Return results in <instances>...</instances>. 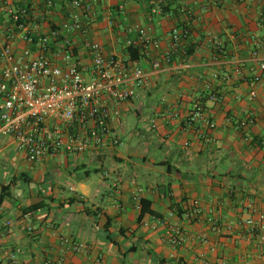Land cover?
Masks as SVG:
<instances>
[{
	"label": "crops",
	"instance_id": "obj_1",
	"mask_svg": "<svg viewBox=\"0 0 264 264\" xmlns=\"http://www.w3.org/2000/svg\"><path fill=\"white\" fill-rule=\"evenodd\" d=\"M66 1L2 0L0 44L20 56L25 42L9 39L14 16L27 13L25 33L49 35L67 20ZM88 13L86 34L74 37L83 68L92 65L87 39L129 61L128 41L146 50L143 28L153 42L131 61L145 84L123 105V144L99 154L31 163L0 120V198L15 182L0 200V264L12 255L17 264H264L260 233L243 224L264 214V0H98ZM50 169L56 182H47ZM143 200L157 216L140 222Z\"/></svg>",
	"mask_w": 264,
	"mask_h": 264
},
{
	"label": "built area",
	"instance_id": "obj_2",
	"mask_svg": "<svg viewBox=\"0 0 264 264\" xmlns=\"http://www.w3.org/2000/svg\"><path fill=\"white\" fill-rule=\"evenodd\" d=\"M97 2L67 0V20L49 35L25 33V26L20 25V33L13 30L9 35L10 40L20 38L25 42L20 56L11 45L0 44L2 133L15 139L19 151L31 163L60 155L99 154L123 144L117 134L123 105L138 98V90L145 84V73L137 62L109 57L99 42L89 39L85 48L91 55L92 65L83 68L74 37L77 33L86 34L91 19L88 11ZM47 6L53 7L54 0H47ZM19 18L14 16L16 22ZM138 32L145 54L153 39L143 28ZM173 37L176 43L180 40L177 30ZM132 45L128 41V47ZM172 56L167 54V62ZM160 66L159 61L153 62L154 68ZM261 68L264 70V64ZM211 98L216 100L217 95ZM196 116L202 114L199 112ZM152 126L157 127L155 121ZM210 126L214 128L215 124ZM193 204L200 209L199 201ZM255 212L258 218H250L243 224L251 232L260 233L259 241L263 243L264 214ZM170 238L173 245L179 246L185 237L180 228L174 227ZM63 243L76 253L88 250L86 245L71 238H64ZM10 259L12 264H17L14 255Z\"/></svg>",
	"mask_w": 264,
	"mask_h": 264
},
{
	"label": "trees",
	"instance_id": "obj_3",
	"mask_svg": "<svg viewBox=\"0 0 264 264\" xmlns=\"http://www.w3.org/2000/svg\"><path fill=\"white\" fill-rule=\"evenodd\" d=\"M19 16H20L19 21L16 22L14 18L11 20L12 30H15L18 33L21 32L19 29V26L20 25L27 26L29 22L27 13L21 14ZM126 53L129 55V57L133 61L139 60L143 56V52L141 51V49L134 45L128 47L126 50ZM0 101H1V96H0ZM20 180L25 182L26 184H30L32 182L29 179V177H27L26 175H22L20 177ZM14 183L15 182H11L9 185L3 187V196L0 198L1 202L5 200L8 197V195H10L12 189L14 188ZM46 206L47 204L42 202V203L30 206L24 212L26 214L31 213V212H37V211H40L46 208ZM146 216H157V214L151 209V203L149 201L143 200L141 202L140 222H142Z\"/></svg>",
	"mask_w": 264,
	"mask_h": 264
},
{
	"label": "rangeland",
	"instance_id": "obj_4",
	"mask_svg": "<svg viewBox=\"0 0 264 264\" xmlns=\"http://www.w3.org/2000/svg\"><path fill=\"white\" fill-rule=\"evenodd\" d=\"M130 118H131L132 122H134V124H137L138 123L139 127H142L143 129L145 127V124H147V122H144V121L141 122V123L137 122V118L134 115H132ZM47 172H49L51 174L49 176L47 182H49V181L56 182L55 179H53V178H55V175H54L55 172H54V170L53 169H50ZM52 176H54V177L52 178ZM58 180L59 181H57V182L60 183V184H62L63 186H66V185H69L70 184V181H69V178L68 177H63V178H60Z\"/></svg>",
	"mask_w": 264,
	"mask_h": 264
}]
</instances>
